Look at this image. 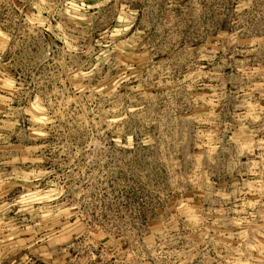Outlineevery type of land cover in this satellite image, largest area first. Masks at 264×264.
Masks as SVG:
<instances>
[{"label":"rangeland","instance_id":"rangeland-1","mask_svg":"<svg viewBox=\"0 0 264 264\" xmlns=\"http://www.w3.org/2000/svg\"><path fill=\"white\" fill-rule=\"evenodd\" d=\"M9 1L0 264H264V0Z\"/></svg>","mask_w":264,"mask_h":264},{"label":"crops","instance_id":"crops-1","mask_svg":"<svg viewBox=\"0 0 264 264\" xmlns=\"http://www.w3.org/2000/svg\"><path fill=\"white\" fill-rule=\"evenodd\" d=\"M30 1H33L34 4L27 19L29 21L32 19L35 22L33 24L34 33L47 41L49 47L57 45L58 24L65 20L66 15H69L73 20H80L83 14L89 11V6L94 5L97 0H10L9 3L24 6Z\"/></svg>","mask_w":264,"mask_h":264}]
</instances>
